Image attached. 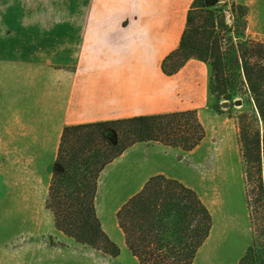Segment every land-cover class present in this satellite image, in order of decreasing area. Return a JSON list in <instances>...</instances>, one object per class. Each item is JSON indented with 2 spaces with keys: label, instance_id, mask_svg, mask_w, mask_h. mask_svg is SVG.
Masks as SVG:
<instances>
[{
  "label": "crops",
  "instance_id": "1",
  "mask_svg": "<svg viewBox=\"0 0 264 264\" xmlns=\"http://www.w3.org/2000/svg\"><path fill=\"white\" fill-rule=\"evenodd\" d=\"M193 1L73 0L71 19H65L62 0L57 13H63L49 20L46 0H0V157L23 183L9 187L41 189L42 196L26 198L25 204H42L60 235L54 240L40 235L51 244L43 240L16 248L11 264H94L98 255L105 257L104 264H113L109 255L58 231L46 207L65 127L193 110L206 134L214 105L210 65L191 58L171 75L162 71L163 60L179 46ZM165 149L175 156L188 153L140 142L98 175L96 213L120 249L126 244L116 213L149 178L166 176ZM23 215L20 219L26 220ZM224 236L221 249L229 251L238 238L232 230ZM80 247L89 248V254L82 255Z\"/></svg>",
  "mask_w": 264,
  "mask_h": 264
},
{
  "label": "trees",
  "instance_id": "2",
  "mask_svg": "<svg viewBox=\"0 0 264 264\" xmlns=\"http://www.w3.org/2000/svg\"><path fill=\"white\" fill-rule=\"evenodd\" d=\"M210 1L214 7L221 0L193 1L179 46L163 60L162 71L171 75L187 60L199 59L210 65L214 97L245 94L253 103L254 116L242 113L237 118L252 241L236 264H264V39H249L232 30L238 22L244 24L246 6L230 0L237 15L229 26ZM107 132L113 140L107 139ZM204 137L193 110L65 127L46 199L55 228L78 244L118 256V245L102 229L96 213L100 171L136 143L156 142L190 152ZM116 222L138 264H194L212 227L210 212L197 193L164 175L149 178L117 211Z\"/></svg>",
  "mask_w": 264,
  "mask_h": 264
},
{
  "label": "rangeland",
  "instance_id": "3",
  "mask_svg": "<svg viewBox=\"0 0 264 264\" xmlns=\"http://www.w3.org/2000/svg\"><path fill=\"white\" fill-rule=\"evenodd\" d=\"M46 1L49 8L48 19L56 20L63 13L62 9L61 14L57 13V7H61L62 0ZM63 1L66 5L65 19H71L72 12L68 6H71L73 0ZM235 1L246 6L247 15L244 24L238 22L232 30L249 39H264V0ZM229 2L230 0H221L213 7L210 1L208 5L220 11L225 16L226 23L231 26L237 12L235 15L231 11ZM236 33H232L234 39L238 37ZM236 102L240 104L237 105ZM212 113L211 120L205 125L203 141L193 151L178 153L177 156L170 149H165L162 154V169L167 177L186 181L212 217L211 230L198 249L194 264H236L252 241V226L246 205L243 165L238 144L237 118L242 113L254 116L256 111L245 94H238L230 98L214 97ZM105 136L113 140L110 132L105 133ZM13 169V166L6 163L5 158L0 157V264H11L10 258L16 248L25 250L27 246L34 245L35 241H39L38 244L43 240L44 244L53 243L40 235H46L53 240L60 236L50 224L49 212L43 209L42 204H25L26 198L42 196L41 189L9 187L23 184ZM24 213L26 220H21L20 218L25 217ZM33 214H38L36 219L39 220H35ZM29 216L31 220L27 219ZM230 230L236 234L237 243L229 251L222 250V241L226 238L224 233ZM115 233L113 237L116 239L119 234L117 225ZM88 250L87 247L79 248L82 255L89 254ZM119 250L118 256H110L113 264H135L126 247H119ZM98 256L99 259L94 258L92 262L104 264L105 257Z\"/></svg>",
  "mask_w": 264,
  "mask_h": 264
},
{
  "label": "water",
  "instance_id": "4",
  "mask_svg": "<svg viewBox=\"0 0 264 264\" xmlns=\"http://www.w3.org/2000/svg\"><path fill=\"white\" fill-rule=\"evenodd\" d=\"M236 104L238 105V104H240L239 102H236Z\"/></svg>",
  "mask_w": 264,
  "mask_h": 264
}]
</instances>
